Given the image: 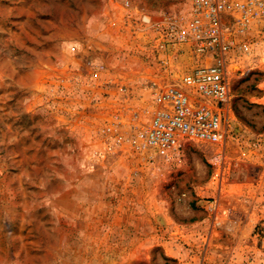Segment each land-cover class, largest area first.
I'll return each mask as SVG.
<instances>
[{
  "label": "rangeland",
  "instance_id": "obj_1",
  "mask_svg": "<svg viewBox=\"0 0 264 264\" xmlns=\"http://www.w3.org/2000/svg\"><path fill=\"white\" fill-rule=\"evenodd\" d=\"M186 9L0 0V264H264V29L229 54L219 141L132 142L154 86L200 62L158 46Z\"/></svg>",
  "mask_w": 264,
  "mask_h": 264
},
{
  "label": "built area",
  "instance_id": "obj_2",
  "mask_svg": "<svg viewBox=\"0 0 264 264\" xmlns=\"http://www.w3.org/2000/svg\"><path fill=\"white\" fill-rule=\"evenodd\" d=\"M177 1L187 9L180 17L167 16L163 27L154 25L157 39H165L158 46L176 39L200 62L178 79L154 86L150 119L132 137L136 146L161 157H171L186 141L221 139L230 100L229 54L251 29H264V0ZM141 19L150 22L147 15Z\"/></svg>",
  "mask_w": 264,
  "mask_h": 264
}]
</instances>
